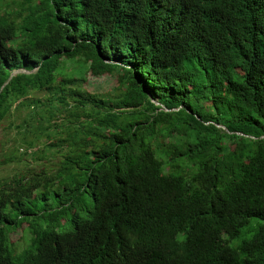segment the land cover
<instances>
[{"label":"trees","instance_id":"16d2710c","mask_svg":"<svg viewBox=\"0 0 264 264\" xmlns=\"http://www.w3.org/2000/svg\"><path fill=\"white\" fill-rule=\"evenodd\" d=\"M13 105L0 264H264V0H0Z\"/></svg>","mask_w":264,"mask_h":264},{"label":"rangeland","instance_id":"374dc122","mask_svg":"<svg viewBox=\"0 0 264 264\" xmlns=\"http://www.w3.org/2000/svg\"><path fill=\"white\" fill-rule=\"evenodd\" d=\"M77 64L68 65L66 70L69 73L71 68H75ZM75 66V67H74ZM15 72V71H14ZM72 73V72H71ZM59 78V77H58ZM85 81L79 83L80 88L86 92L99 94L101 95H115L118 93V81L115 75L104 74L99 77H95L91 72H86ZM35 94V97H43L46 93H32ZM156 100V99H155ZM156 102V101H155ZM28 111L27 108L15 109V105L12 106L11 112H9L1 121H0V182L4 181L12 176L15 170L18 167L25 168L26 165H35L43 163V160L32 157L24 154V151L21 150L25 146L23 132L25 129L21 127V120ZM43 147L42 144H37L32 150ZM18 149V150H17ZM7 158L20 159L24 158L21 163L11 162L10 164L4 165L3 162ZM23 162V163H22ZM2 164V165H1ZM26 170H24L25 172ZM26 224H23L21 228L12 232L10 234V239L15 246L16 250H20L25 246L27 242V235L24 231Z\"/></svg>","mask_w":264,"mask_h":264},{"label":"clouds","instance_id":"9594fccd","mask_svg":"<svg viewBox=\"0 0 264 264\" xmlns=\"http://www.w3.org/2000/svg\"><path fill=\"white\" fill-rule=\"evenodd\" d=\"M26 227V226H25ZM18 230V229H17ZM12 242V241H11ZM13 244V243H12ZM29 244V235H27V242H26V244H25V246H23L20 250H16L17 252H20L23 248H25L27 245ZM13 246H14V244H13ZM14 248H15V246H14Z\"/></svg>","mask_w":264,"mask_h":264},{"label":"water","instance_id":"95a60500","mask_svg":"<svg viewBox=\"0 0 264 264\" xmlns=\"http://www.w3.org/2000/svg\"><path fill=\"white\" fill-rule=\"evenodd\" d=\"M22 71H24V70H22ZM33 71H34V70H33ZM33 71H32V72H33ZM17 72H19V70H16L15 72H13V74H14V73H17ZM27 72H28V71H27ZM13 74H12V75H13Z\"/></svg>","mask_w":264,"mask_h":264}]
</instances>
